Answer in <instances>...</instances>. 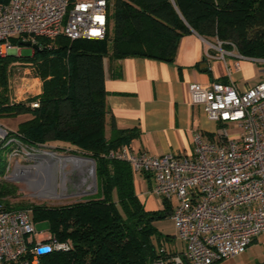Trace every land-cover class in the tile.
<instances>
[{
    "label": "trees",
    "instance_id": "trees-1",
    "mask_svg": "<svg viewBox=\"0 0 264 264\" xmlns=\"http://www.w3.org/2000/svg\"><path fill=\"white\" fill-rule=\"evenodd\" d=\"M193 31L218 39L226 50L233 47L225 43H233L241 56L264 61V0H111L104 40L39 39L32 57L0 58V117H31L15 134L31 146L70 151L96 166L97 194L61 206H12L18 189L0 181V210L31 208L36 225L48 223L52 235L72 245L42 257L40 264H152L161 258L160 249L172 238L154 223L170 218L172 208L163 201L162 210L147 211L132 167L109 158L138 133L113 123L106 138L104 59L112 51L117 59L174 63L181 40ZM19 60L41 79L42 93L12 102L8 67ZM36 101L39 108L33 109ZM4 165L0 156V177Z\"/></svg>",
    "mask_w": 264,
    "mask_h": 264
},
{
    "label": "built area",
    "instance_id": "built-area-1",
    "mask_svg": "<svg viewBox=\"0 0 264 264\" xmlns=\"http://www.w3.org/2000/svg\"><path fill=\"white\" fill-rule=\"evenodd\" d=\"M108 15L107 0H0V58L20 56L19 44L36 45L39 39L104 40ZM225 44L236 50L235 44ZM223 45L218 40L215 48L225 60L229 53ZM244 58L239 54L238 59ZM227 66L229 76L241 69L239 60ZM190 96L210 121L221 124L216 138L196 137L191 156L150 157L136 154L130 146L109 155L127 162L135 173L151 177L152 193L172 208L176 238L184 249L171 252L163 247L161 258L152 264L235 259L264 234V81L245 92L233 82L193 84ZM39 105L36 101L31 107ZM230 127L234 135L229 134ZM0 156L5 162L3 182L31 177L32 171L46 173L49 168L43 147L25 143L1 124ZM71 247L51 232H39L32 210H0V264H40L42 257ZM43 248L48 252L42 254Z\"/></svg>",
    "mask_w": 264,
    "mask_h": 264
},
{
    "label": "crops",
    "instance_id": "crops-1",
    "mask_svg": "<svg viewBox=\"0 0 264 264\" xmlns=\"http://www.w3.org/2000/svg\"><path fill=\"white\" fill-rule=\"evenodd\" d=\"M224 51L229 53L225 60L219 58L220 52L211 51L207 40L194 31L181 40L174 63L139 57L117 59L110 51L104 59L108 110L106 138L112 136L113 123L119 130H136L138 136L128 146L136 154L150 157L191 156L196 137L200 136L203 141L216 138L221 124L210 121L203 108L193 104L190 87L233 82L240 92H245L264 81V61L238 59L235 49ZM210 54L216 58L210 59ZM236 60L240 61L241 69L229 76L227 65ZM41 93L42 86L38 94ZM23 117V122L31 118L29 115ZM134 178L137 195L145 209L149 212L162 210V200L152 193V178L137 173ZM171 238L169 251L184 249L176 232ZM257 241L258 238L254 242Z\"/></svg>",
    "mask_w": 264,
    "mask_h": 264
},
{
    "label": "rangeland",
    "instance_id": "rangeland-1",
    "mask_svg": "<svg viewBox=\"0 0 264 264\" xmlns=\"http://www.w3.org/2000/svg\"><path fill=\"white\" fill-rule=\"evenodd\" d=\"M111 30L112 26H110V33ZM206 40L210 50L216 52L215 47H218V39ZM34 51L32 47L18 45V52L23 58L32 57ZM15 56L20 58L19 55ZM41 86V79L36 77L35 71L28 64L19 60L8 67V90L12 102H24L36 96ZM23 120V116L0 117V124L12 132H17ZM229 129V134L234 135V130L231 127ZM43 152L49 158V168L46 173L40 172L38 174L36 173L37 171H32L31 177L5 182L12 184L18 189L16 197L10 199L12 206L20 204L61 206L87 199L97 194L98 183L94 162L85 157L81 158L82 156L71 155L70 151L56 152L53 147L46 146L43 148ZM53 154L57 156L53 157ZM61 160L62 162H60ZM29 180H34L36 183L31 185ZM52 192L55 195L58 194L59 197L46 195ZM26 209L32 210L31 208ZM11 210L20 211L24 209ZM154 225L164 236L172 237L176 232L174 221L171 217L158 220ZM37 229L43 234L50 232L48 223H38ZM165 247L170 248V243L166 242ZM216 264H264V234L259 236L258 241L254 242L243 255L235 259L223 260Z\"/></svg>",
    "mask_w": 264,
    "mask_h": 264
},
{
    "label": "water",
    "instance_id": "water-1",
    "mask_svg": "<svg viewBox=\"0 0 264 264\" xmlns=\"http://www.w3.org/2000/svg\"><path fill=\"white\" fill-rule=\"evenodd\" d=\"M21 45L26 46V47H32L34 50H36L38 48L37 45H33L31 42L22 43ZM40 252L42 254H45V253L48 252V249L47 248H43V249L40 250Z\"/></svg>",
    "mask_w": 264,
    "mask_h": 264
},
{
    "label": "bare ground",
    "instance_id": "bare-ground-1",
    "mask_svg": "<svg viewBox=\"0 0 264 264\" xmlns=\"http://www.w3.org/2000/svg\"><path fill=\"white\" fill-rule=\"evenodd\" d=\"M53 157L54 156H56V155H52ZM57 159V158H56ZM74 159V158H73ZM76 159V158H75ZM59 162V161H58ZM60 162H62V160L60 161ZM79 163V162H78ZM61 164V163H60ZM46 195H51V196H55V193L54 192H52V193H50V194H46Z\"/></svg>",
    "mask_w": 264,
    "mask_h": 264
}]
</instances>
